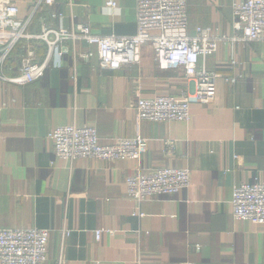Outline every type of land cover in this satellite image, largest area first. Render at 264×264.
<instances>
[{"label": "crops", "instance_id": "crops-1", "mask_svg": "<svg viewBox=\"0 0 264 264\" xmlns=\"http://www.w3.org/2000/svg\"><path fill=\"white\" fill-rule=\"evenodd\" d=\"M13 1L33 35L76 25L97 36L136 33V0H114L111 16L108 0ZM242 1L186 0L187 34L210 28L232 38L233 5ZM27 48L43 61V42L19 41L0 73L18 75ZM61 48L60 66L41 79L0 81V230L48 231L46 264H264V226L231 216L233 188L264 181V41L221 43L206 58L208 72L237 80L219 79L211 104L192 103L187 123L138 119L137 91L145 98L190 92L182 70H159L149 47L139 66L116 71L101 68L96 55L83 59L95 53L84 42L75 56L69 43ZM70 125L94 128L102 145L139 138L146 148L138 160L60 161L48 134ZM169 141L173 156L164 152ZM156 168L187 169L189 187L140 204L128 198L126 178Z\"/></svg>", "mask_w": 264, "mask_h": 264}, {"label": "built area", "instance_id": "built-area-1", "mask_svg": "<svg viewBox=\"0 0 264 264\" xmlns=\"http://www.w3.org/2000/svg\"><path fill=\"white\" fill-rule=\"evenodd\" d=\"M71 7V0H67ZM54 0H43L44 6ZM118 9L114 0L105 2L103 10L111 16ZM232 38L213 32L210 28H196L195 34H187L186 0H136V33L133 36H97L88 27L76 25L70 29L42 27L39 34L27 30V21L19 18L17 4L13 0H0V71L9 52L19 41L38 40L46 46L43 61H35V53L27 48L20 59L18 75L6 77L0 73V81L23 86L44 75L50 65L60 66L62 46L86 43L92 51L83 59L96 55L101 68L111 71L139 66L141 48L149 47L157 68L161 71L182 70L190 86L189 95L183 97L154 96L145 98L136 92L134 110L139 120L150 122L190 121L192 103L209 105L213 101L219 79L234 84V77H220L206 70V58L215 54L225 42L248 43L264 41V0H243L233 5ZM54 17V15H53ZM235 64L234 61L231 65ZM53 143L54 157L72 163L79 159L113 162L138 160L146 148L143 139H118L109 145L99 142L92 127L61 126L48 134ZM165 154L173 156L174 143L166 142ZM190 173L187 169L156 168L127 177L126 196L137 204L152 198L168 196L188 188ZM232 219L264 226V181L254 179L250 184L235 186L232 191ZM142 216L141 214L139 215ZM103 232H94L98 242ZM48 231L38 229L0 230V264H46ZM58 264H61L59 262Z\"/></svg>", "mask_w": 264, "mask_h": 264}]
</instances>
